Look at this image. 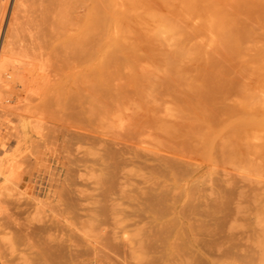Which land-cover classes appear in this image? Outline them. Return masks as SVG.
Returning a JSON list of instances; mask_svg holds the SVG:
<instances>
[{"label": "rangeland", "instance_id": "374dc122", "mask_svg": "<svg viewBox=\"0 0 264 264\" xmlns=\"http://www.w3.org/2000/svg\"><path fill=\"white\" fill-rule=\"evenodd\" d=\"M244 1L0 0V57L46 81L0 75V264H264V9Z\"/></svg>", "mask_w": 264, "mask_h": 264}, {"label": "bare ground", "instance_id": "6f19581e", "mask_svg": "<svg viewBox=\"0 0 264 264\" xmlns=\"http://www.w3.org/2000/svg\"><path fill=\"white\" fill-rule=\"evenodd\" d=\"M55 1H57L58 2V0H55ZM55 1H54V3H53V0L52 1H50L49 0V2H46L47 3V6L50 4V5H52L51 3H53L54 5H55ZM63 1V0H62ZM245 1H248V0H245ZM244 1V2H245ZM31 2V1H30ZM252 2H254V4L252 3V5H250V7L251 6H256V7H258V6H260L261 7V5L263 4L264 5V0H253ZM31 3H34V2H31ZM49 3V4H48ZM245 3H250V2H245ZM244 3V4H245ZM21 4H22V2H21ZM61 4V3H60ZM262 5V7L263 8H261L262 9V11H263V9H264V6ZM248 6V5H247ZM37 7V6H36ZM27 8V7H26ZM32 8V7H31ZM28 9V8H27ZM50 9H53V8H50ZM49 9V10H50ZM253 9H255V8H253ZM259 10V8H256L255 10ZM35 10H37L36 8H35ZM48 10V9H47ZM48 10V11H49ZM31 11H32V9H31ZM34 11V10H33ZM43 11V10H42ZM58 11V10H57ZM260 11V10H259ZM39 12V11H38ZM261 12V11H260ZM44 13H45V10H44ZM49 13H50V11H49ZM256 13V12H255ZM28 14H29V12H28ZM34 14V13H33ZM51 14H52V12H51ZM38 16V15H37ZM40 16V15H39ZM38 16V17H39ZM46 16V15H45ZM40 17H42V16H40ZM46 17H48V15L46 16ZM49 17H51V15H49ZM53 18V17H52ZM42 19H45V17L44 18H42ZM50 20H51V18H49ZM54 20V19H53ZM45 21V20H44ZM46 21H48L47 19H46ZM34 22V21H33ZM38 22H41V20L39 21L38 20ZM50 22V21H49ZM44 23V22H43ZM46 23H48V22H46ZM52 24V23H51ZM35 25V24H34ZM33 25V26H34ZM48 25H49V23H48ZM36 26V25H35ZM29 27V26H28ZM40 28V27H39ZM39 28H38V30H39ZM50 28V27H49ZM28 29V28H27ZM31 30V29H30ZM37 30V32H40V31H38ZM41 33H43V32H41ZM36 34V33H35ZM43 35V34H42ZM261 35V34H260ZM34 37V36H33ZM50 37V34H49V36H48V38ZM260 37H262V36H260ZM40 38V37H39ZM38 38V39H39ZM26 39V38H25ZM259 41V40H258ZM25 42V41H24ZM38 42V41H37ZM28 43V42H27ZM259 43H260V41H259ZM257 44L258 45V47H259V45L261 46V45H263L264 46V43L263 44ZM25 44V43H24ZM32 44H34L33 42H32ZM36 44V43H35ZM28 45V44H27ZM43 45V44H42ZM34 46V45H33ZM46 46V45H45ZM30 48V47H29ZM35 48V47H34ZM38 48V47H37ZM40 48H42V47H40ZM47 48V47H46ZM43 49V48H42ZM22 50V49H21ZM25 50V49H24ZM23 50V51H24ZM34 50V49H33ZM263 50V49H262ZM32 51V50H31ZM44 51V50H43ZM26 52V51H25ZM40 52H42V51H40ZM254 52V51H253ZM27 53V52H26ZM36 53V52H35ZM249 53V52H248ZM256 53H258V52H256ZM28 54V53H27ZM31 54H34V53H31ZM260 54V53H259ZM19 55V54H18ZM24 55V54H23ZM41 55V54H40ZM42 55L43 56H45L43 53H42ZM253 55V54H252ZM251 55V56H252ZM261 55V54H260ZM259 55V56H260ZM263 55L264 54H262L261 56V58H258V60L259 59H262V58H264L263 57ZM26 56V55H25ZM35 56H36V58L38 59V60H40L38 57H37V55L35 54ZM35 56H34V58H35ZM39 56V55H38ZM48 56H49V54H48ZM18 57V56H17ZM24 56H22V58H23ZM29 57V56H28ZM35 58V59H36ZM40 58H42V57H40ZM252 59H253V57H251ZM24 59H27V61H29L28 60V58L27 57H24ZM24 59H22V61L21 62H15V63H17V64H14L13 62V59H11V58H9V56L8 57H0V75H2V76H4L5 78H6V81L7 82H10V81H13V82H18V84L19 85H21V87L23 86L24 87V90H25V87H27V85H28V83H29V81L30 82H32V83H35V84H38V85H40V84H43V85H45L44 83L46 82V81H44V80H42V78L43 79H45L44 78V76H42V73H37V71H36V74H37V76H35V77H31L30 76V78H32L31 80H29L28 78H27V75H26V73H29V72H32L31 70V65L29 66V64L26 62V60H24ZM36 59V62L38 61ZM16 60V59H15ZM19 60H21V58L20 59H18V61ZM24 60V61H23ZM42 60V59H41ZM44 60V59H43ZM46 60H48V58L46 59ZM251 60V59H250ZM17 61V60H16ZM31 61V60H30ZM49 61V60H48ZM47 61V62H48ZM262 61V60H261ZM32 62V61H31ZM257 62V61H256ZM264 62V61H263ZM42 63V62H41ZM41 63H38V64H41ZM34 64H35V61H34ZM38 64H35V65H38ZM46 64V63H45ZM258 64H261L260 62L258 63ZM262 64H264V63H262ZM255 65V64H254ZM35 67V66H34ZM33 67V69H36L37 67H35L34 68ZM38 67H39V65H38ZM46 67H47V65H46ZM260 67H262V66H260ZM259 67V68H260ZM40 68H42L41 67V65H40ZM39 69V68H38ZM258 69V68H257ZM262 69L264 70V65H263V67H262ZM40 70V69H39ZM43 70V69H42ZM47 70H48V68H47ZM34 72H35V70H34ZM46 73V72H45ZM33 74H35V73H33ZM264 74V73H263ZM263 74H262V76H263ZM43 75H45V74H43ZM46 75H47V73H46ZM46 75H45V77H46ZM257 75H259V74H257ZM42 76V77H41ZM41 81H43L44 83H41ZM4 82H5V80H4ZM9 84V83H8ZM6 85V84H5ZM31 85V84H30ZM30 85H28V87L30 86ZM43 85H41V86H43ZM2 86V85H1ZM3 86H4V84H3ZM34 86V85H33ZM39 87V88H42V87ZM6 88H7V85L5 86ZM8 87H10V86H8ZM27 87V88H28ZM35 88H38V86L36 87V85H35ZM2 89H3V87H2ZM10 89V88H9ZM30 88H28V90H29ZM9 92V91H8ZM1 93V92H0ZM7 93V92H6ZM10 93V92H9ZM9 96V95H8ZM4 98V97H3ZM1 99V98H0ZM246 100H248V98H246L245 99V101ZM251 101V100H250ZM253 101V100H252ZM248 102L247 103V105H249V106H251L252 105V107H253V102ZM244 102V101H243ZM249 103H251V105L249 104ZM243 105H245V102H244V104ZM257 107V106H256ZM245 108H246V106H245ZM255 108V107H254ZM243 109H244V107H243ZM247 109V108H246ZM255 109H257L258 110V108H255ZM79 110H80V108H79ZM257 110H255V111H257ZM83 111V110H82ZM248 111V110H247ZM250 112H251V110H249ZM259 112H260V114L262 115V118L261 119H263V121H264V108H260V110H258ZM258 111H257V113H258ZM79 113V112H78ZM82 113V112H81ZM254 113V112H253ZM249 114V113H248ZM253 115V114H252ZM259 115V113L257 114V116ZM256 116V115H255ZM256 116V117H257ZM254 118H252V117H250V119H248V121H254L253 120ZM256 119H258V118H256ZM256 121V120H255ZM89 137V136H88ZM94 140V139H93ZM96 140V139H95ZM94 142V141H93ZM96 142V141H95ZM116 150H118V149H116ZM115 150V151H116ZM127 152V151H126ZM163 157V156H162ZM172 157V156H171ZM164 158H166V157H164ZM160 160V159H159ZM121 161V160H120ZM183 161V160H182ZM174 162V161H173ZM171 163V162H170ZM176 163V162H175ZM10 165V164H9ZM164 165V164H163ZM9 167V166H8ZM14 168V167H13ZM16 169V168H15ZM13 170V169H12ZM192 170V169H191ZM158 171V170H157ZM180 171V170H179ZM195 171V170H194ZM159 172V171H158ZM176 172V171H175ZM182 173V172H181ZM191 173V172H190ZM160 174V173H159ZM180 174V173H179ZM182 175V174H181ZM180 175V176H181ZM175 176V175H174ZM167 177V176H166ZM176 177H178V176H176ZM164 178V177H163ZM14 180H15V178H14ZM157 182H158V180H157ZM164 182V181H163ZM176 182V181H175ZM4 183H6V182H4ZM166 183V182H165ZM162 186H164V185H162ZM161 186V187H162ZM166 187H167V185H165ZM156 187V186H155ZM2 188V187H1ZM0 188V189H1ZM4 190H6V189H4ZM168 190V189H167ZM168 192V191H167ZM2 194L4 193V191L2 190V192H1ZM176 194V193H175ZM178 194V193H177ZM170 195V194H169ZM161 199V198H160ZM170 199H171V197H170ZM164 201V200H163ZM170 201V200H169ZM192 208V207H191ZM194 209H195V207H194ZM184 210V209H183ZM194 211V210H193ZM160 213H161V211H160ZM159 213V211H158V215L160 214ZM163 214V213H162ZM185 214V213H184ZM190 214V213H189ZM189 214H188V217H189ZM161 215V214H160ZM165 216V215H164ZM182 216V215H181ZM187 216V215H186ZM194 227H196V226H194ZM203 227V226H202ZM201 227V228H202ZM194 229V228H193ZM192 229V230H193ZM199 230V229H198ZM205 230V229H204ZM1 234V233H0ZM1 237V236H0ZM2 238V237H1ZM4 239V238H3ZM3 242V241H2ZM5 242V241H4ZM262 242H263V240H262ZM260 244H261V242H259ZM263 244V246H264V243H262ZM259 245V244H258ZM262 246V245H261ZM258 247V246H257ZM259 248H262V247H260V245H259ZM4 249V248H3ZM258 250V249H257ZM253 251V250H252ZM259 251V250H258ZM257 251V253H259ZM261 253H262V251H261ZM259 253V257H261V256H263L262 254H264V253ZM260 254H261V256H260ZM257 255V254H256ZM258 256V255H257ZM3 259V258H2ZM260 259V258H259ZM263 259L261 258L260 259V261H262ZM12 261V260H11ZM263 263H264V261H263ZM4 264V263H3ZM17 264V263H16ZM259 264H262L261 262L259 263Z\"/></svg>", "mask_w": 264, "mask_h": 264}]
</instances>
